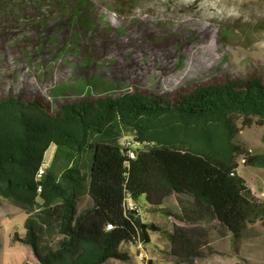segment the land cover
<instances>
[{
    "label": "trees",
    "instance_id": "obj_1",
    "mask_svg": "<svg viewBox=\"0 0 264 264\" xmlns=\"http://www.w3.org/2000/svg\"><path fill=\"white\" fill-rule=\"evenodd\" d=\"M44 1L0 0V23L17 22ZM50 1L62 15L31 22L48 35L55 28L66 35L90 8L87 0ZM255 118L264 122V82L258 78L173 96L88 95L51 108L38 99H0V198L27 213L25 235L14 239L39 264L126 262L122 246L145 247L151 233L167 239L175 264H196L219 255L210 245L215 228L220 237L230 235L237 251L246 230L264 227V202L238 172L239 158L244 166L264 169V154L234 142ZM50 150V165L38 178ZM127 194L171 217L172 230L125 212ZM83 195L90 205L79 211ZM170 196L179 214L164 208ZM106 224L112 230L104 232Z\"/></svg>",
    "mask_w": 264,
    "mask_h": 264
},
{
    "label": "rangeland",
    "instance_id": "obj_2",
    "mask_svg": "<svg viewBox=\"0 0 264 264\" xmlns=\"http://www.w3.org/2000/svg\"><path fill=\"white\" fill-rule=\"evenodd\" d=\"M80 20L64 35H48L32 23L52 22L62 12L44 1L26 9L17 22L0 23V99L21 96L41 100L46 107L88 95H118L126 91L170 95L228 80L258 78L264 82V0H87ZM60 12V13H59ZM29 21L23 23L22 21ZM32 22V23H31ZM51 24V23H50ZM3 28V30H1ZM253 119L235 143L252 154H264V122ZM240 123V121H239ZM238 172L264 202V169ZM90 205L86 195L79 211ZM144 222L170 232L174 220L138 200ZM164 208L179 214L175 196ZM23 207L0 198V264H39L29 247L14 239L26 233ZM141 249L122 246L126 262L110 264H175L168 241L151 233ZM210 245L219 255L196 264H264V227L245 231L235 245L230 237L211 231ZM142 253L145 260L142 261Z\"/></svg>",
    "mask_w": 264,
    "mask_h": 264
},
{
    "label": "built area",
    "instance_id": "obj_3",
    "mask_svg": "<svg viewBox=\"0 0 264 264\" xmlns=\"http://www.w3.org/2000/svg\"><path fill=\"white\" fill-rule=\"evenodd\" d=\"M52 156H53V151H49L46 153L45 155V158H44V161L39 169V172L37 174V177L38 178H41L44 171L49 167L50 165V162L52 160ZM123 208H124V211L125 212H132V213H136V214H140L141 212V209L140 207H138V203L135 202L130 194H127L123 200ZM112 230V225L111 224H106L104 227H103V231L104 232H108ZM141 245H139L138 249H141ZM138 256H142V259L144 258V256L142 255V253L138 254Z\"/></svg>",
    "mask_w": 264,
    "mask_h": 264
},
{
    "label": "crops",
    "instance_id": "obj_4",
    "mask_svg": "<svg viewBox=\"0 0 264 264\" xmlns=\"http://www.w3.org/2000/svg\"><path fill=\"white\" fill-rule=\"evenodd\" d=\"M248 184V183H247ZM249 185V184H248ZM249 187H250V185H249ZM251 188V187H250ZM113 261H116V260H110V261H108L106 264H110V263H112Z\"/></svg>",
    "mask_w": 264,
    "mask_h": 264
},
{
    "label": "bare ground",
    "instance_id": "obj_5",
    "mask_svg": "<svg viewBox=\"0 0 264 264\" xmlns=\"http://www.w3.org/2000/svg\"><path fill=\"white\" fill-rule=\"evenodd\" d=\"M138 207H139V205H138Z\"/></svg>",
    "mask_w": 264,
    "mask_h": 264
}]
</instances>
